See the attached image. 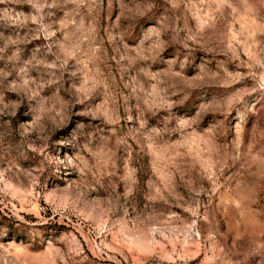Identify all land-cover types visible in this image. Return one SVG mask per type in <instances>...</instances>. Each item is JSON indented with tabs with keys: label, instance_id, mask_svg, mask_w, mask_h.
Listing matches in <instances>:
<instances>
[{
	"label": "rangeland",
	"instance_id": "374dc122",
	"mask_svg": "<svg viewBox=\"0 0 264 264\" xmlns=\"http://www.w3.org/2000/svg\"><path fill=\"white\" fill-rule=\"evenodd\" d=\"M0 264H264V0H0Z\"/></svg>",
	"mask_w": 264,
	"mask_h": 264
}]
</instances>
